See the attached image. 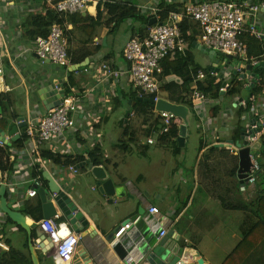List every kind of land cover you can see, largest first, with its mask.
Wrapping results in <instances>:
<instances>
[{
  "label": "crops",
  "instance_id": "0c3cea01",
  "mask_svg": "<svg viewBox=\"0 0 264 264\" xmlns=\"http://www.w3.org/2000/svg\"><path fill=\"white\" fill-rule=\"evenodd\" d=\"M153 1H158L161 8H164L163 10L170 6L181 10L186 4L195 0H110L104 6L100 5L96 9L80 13L84 17L90 15L96 20L100 9L102 26L97 27L92 36H89L83 29L85 23L75 26L71 21L67 22L64 27L71 39L70 57L73 68L89 70L80 76L74 75V72L71 71L72 68L66 71V69L51 63L43 64L33 51L35 41L32 37L34 34L27 21L32 16L45 14L47 8L51 7L45 0H21L15 5L0 4V120L5 121L0 131L5 133L4 138L7 143H11V145L6 144L10 148L7 150L9 152L8 159L13 168L9 175L12 177L11 181L16 183L11 191L15 195L12 194L11 198L9 195V203L13 209L23 213V210L27 209L26 202L35 206L41 200L39 196L28 197V191L34 189L36 177L33 174L34 168L29 164L28 157L23 151L25 141L22 147L17 146V140L20 139L17 133L24 127V121L43 117L49 112L39 95L44 88L52 84L63 85V83L66 87L67 82L71 84L73 81L74 83L71 85L77 89L78 93L86 94L87 90H90L89 95H82L81 108L84 110L85 118L78 128L69 131L65 138L55 139L41 149V154L49 152L57 155L62 157V162L58 164L43 158V165L39 168L41 172L49 171L61 185L69 180L71 182L68 187L71 189L74 186L72 199L89 222V226L80 232L83 238L78 249L86 251V257L91 259L92 264H124L116 251L111 248V244L107 242V238L118 227L131 221L142 206L147 211L150 206L160 209L161 214L156 216L159 224L167 230L168 234L175 231L179 239L178 245L184 249L185 254L192 257V260L187 261L186 264H197L199 259H203L204 264H224L232 255H234V264H264V232L255 235L243 249L237 250L238 253H235L239 245L260 222L259 212L253 205L248 204L257 197L259 187H257L258 183L255 186H249L246 182L244 185L241 183L238 178L240 167L238 154H232L225 148L226 143L232 144L233 141H239L242 128L254 113L264 119V78L260 79V86L256 85L254 88H251L249 79L243 83L235 81L233 74H228L231 81H227L226 76H222V71L218 73L216 70H210L213 64L208 56L206 67L196 63L194 54L189 47L187 52H190L194 58L191 68L200 67V72L206 74V79L200 80L199 83L204 84L207 80L215 81L218 77L212 76L211 73L214 72L232 86L235 82L242 83L243 86L234 96L227 95L228 92H220L217 97L206 94L207 100L196 107V114L189 99L195 87L197 86L199 89V83H195L196 77H193L188 93H185L182 89L185 82L183 78L176 75L165 76L161 83L165 89L162 88V93L164 92L169 99H163L170 100L171 97L180 95L185 98L189 97L187 100L190 101L194 118H197L199 122L201 133L198 157L192 166L174 168L170 178H164L162 176L166 174L164 166L153 167L155 165V162L152 165L153 161L151 162L153 168H150L153 170V174H150L148 170L144 174L138 173L137 175L132 172V162L130 163L127 159V154L133 153L134 146L137 149L139 147L135 144L132 148L125 149L122 144L123 137L128 138L125 136L126 127H129L131 132H137V136H139L138 130L133 125L137 114L134 117L130 116L135 113L130 106L132 103L130 96L134 92L136 93V90L127 73L129 65L123 57V50L126 43L132 37H140L138 32L141 28L146 30L147 26H144L140 21L132 20L125 22L118 29H114L115 24L107 26L111 19L107 5L118 2L134 6L138 10L141 5ZM193 25L196 24L193 23ZM258 29L264 30V15L258 18ZM189 33L191 34L192 31ZM244 39L250 57L260 58L264 55L261 54L264 50L263 40H257L250 35H246ZM97 42L104 48L97 51ZM197 43L201 44L199 40ZM192 49L196 48L192 46ZM256 51L258 54L255 53ZM85 52H92V54L82 58ZM102 63L113 64L123 74L117 80L101 81L100 66ZM171 83L181 87L178 94H172ZM215 85H217L216 82ZM3 86L4 91H2ZM241 89L247 91L250 97L244 98ZM242 99L245 100V103L242 102ZM124 102L129 106V112L117 120L114 125L115 130L120 129V138L108 146L107 142L110 137L107 138L106 133L108 132L105 128ZM81 117L80 119H82ZM143 129L145 133L148 126L144 125ZM142 137L145 142L141 140ZM139 138L141 143L137 144L143 150L141 154L145 156L146 152L157 144V140L154 145H148L149 137L144 135ZM178 138L179 136H171V140L167 142L159 141L162 144L170 143L173 147L169 149L171 151L167 152L166 156L170 152L175 156L182 153L187 145V140L185 147L182 148ZM260 141L263 145L260 150L262 158L264 135ZM175 143H178L182 149L178 154L174 152ZM97 146H101L104 150L106 165L103 167L108 178L113 180L117 187L127 186L129 196L132 198L129 197L124 202H118L115 196H102L101 193L95 195L96 189L99 191L98 181L93 175H90L92 172L88 165L82 166L90 160L85 158L86 160L78 162L77 159L87 157L88 153ZM3 148L5 146H0V150ZM107 148L113 151L107 150ZM11 155H14L17 160L10 159ZM0 158L6 161L7 155L0 151ZM166 160L171 162L170 158ZM72 165L74 167L81 165V167L75 173L70 170ZM156 168L160 171H156ZM262 172L264 173L263 167ZM6 175L5 173L1 174L0 181ZM43 183L44 187L48 188V182L43 181ZM92 183L95 187L92 188L91 194L88 185ZM58 214L61 218L60 222L68 223L61 211H58ZM25 216L31 229L36 227V230L33 231L38 233L37 221L31 216ZM5 219L6 217L1 219L2 224H6L7 219ZM1 229L0 239L6 245L8 243L9 251L13 249L19 253L21 259L33 260L28 234L25 231H22L25 236L20 238L18 248H15L12 239L2 234ZM149 232H152L149 225L145 226L144 231L133 227L129 236L119 244L118 251L124 254L128 245H134L139 237L145 233L148 235ZM38 245L36 244V255L39 263L42 264L38 253L45 254V252L38 249ZM9 251L2 253L0 259H3ZM45 260L53 261L46 254ZM81 261L80 256H77L74 264H81Z\"/></svg>",
  "mask_w": 264,
  "mask_h": 264
},
{
  "label": "built area",
  "instance_id": "2783aa9c",
  "mask_svg": "<svg viewBox=\"0 0 264 264\" xmlns=\"http://www.w3.org/2000/svg\"><path fill=\"white\" fill-rule=\"evenodd\" d=\"M21 0H0L1 3L8 5H15ZM110 0H45L53 10L57 13L73 16L75 14L84 13L96 9L100 5L104 6ZM163 9L158 1H153L148 4L138 7V12L151 19H157V23L151 27L147 26V32L144 38L134 37L130 39L123 50V57L128 63V74L131 77L133 86L136 90L138 100L152 99L154 101V113L156 118L162 121V134L168 136H179L181 120L176 118L173 114L156 111V104L163 99L161 77L163 75L162 63L169 57L178 53H186L189 48V43L182 31V24L190 21L198 26V40L201 44L211 51H215L223 56H233L237 58L240 63H245L253 67L260 66L264 62V55L260 58H252L249 56V49L244 42L246 35L253 36L257 40L264 41V30L258 29V18L264 15V0H238V1H210V0H195L184 6L179 11H172L168 14L166 21L161 22ZM1 29V18H0ZM99 42L96 46H99ZM70 44L67 37L66 29L59 24H54L51 27L50 34L47 38L38 37L35 40L33 48L37 57L45 63H51L69 71L73 68V63L69 55ZM239 75H242V66L236 67ZM102 71L103 82H109L114 79L117 80L123 74L117 70L113 64L102 63L100 66ZM88 69H75L74 75L80 76L83 72L87 73ZM252 73L248 74V79L252 82L256 77ZM212 76L218 77L215 82L220 85V92L227 93L232 85L226 82L218 73H211ZM224 74H222L223 76ZM206 74L200 72L195 79L198 84L200 80H205ZM235 81L241 78L234 77ZM209 81V80H208ZM211 84V82H209ZM64 85L65 96L61 105L49 112L43 117H35L31 121H24V127L17 133L20 138H25L23 146L24 154L28 157L29 164L37 172H41L39 168L43 165V158H41V149L53 140L58 138H65L69 131L77 129L79 124L85 118L84 110L81 108L82 95L77 92V89L68 82ZM261 81L258 80L257 86H260ZM58 88V85H57ZM60 90V88H58ZM87 90L86 94L89 95ZM252 99V98H251ZM190 100L193 104V109L197 114L195 104L198 101L204 102L207 100V95L201 92L196 86ZM245 103V100L242 101ZM82 116V117H81ZM135 116V113L130 115ZM259 121L253 129L262 128L261 133L257 134L255 138H251V146L256 142H261L260 137L264 133V119L258 114ZM80 117L82 119H80ZM156 138L151 136L147 140L148 145H154ZM0 146L4 147L6 144L0 141ZM227 151L232 154H238L239 149L236 144H225ZM261 152L250 155L251 169L247 174L245 182L249 186H255L258 181V175L262 172L260 163ZM10 159L15 160L14 155ZM17 160V159H16ZM71 171L77 172L76 166L70 167ZM8 176V187L14 188L16 183L12 182L9 174L0 181V186ZM43 179L40 175L36 177L35 185L44 187ZM29 198L38 197L36 189L28 191ZM150 216L156 217L161 214L158 207L150 206L147 211ZM4 214L0 211V228L1 219ZM60 215L57 214L52 219H42L37 222L38 233L46 239V247L52 245L51 249L46 250L38 245L41 251L46 250L45 254L52 259L55 264H74L79 245L82 241V235L72 228L69 223L60 222ZM135 224L131 221L118 227L117 233L114 235L112 242L119 244L125 237L129 236L131 229ZM168 235V232L163 228V232L158 237L157 241H161ZM144 240V238H142ZM142 241V240H141ZM140 241V242H141ZM139 244V243H138ZM137 242L131 250L126 249L124 262L128 264H145V262H136L132 257V253L138 247ZM0 245L9 251V247L0 239ZM188 264V263H187Z\"/></svg>",
  "mask_w": 264,
  "mask_h": 264
},
{
  "label": "water",
  "instance_id": "95a60500",
  "mask_svg": "<svg viewBox=\"0 0 264 264\" xmlns=\"http://www.w3.org/2000/svg\"><path fill=\"white\" fill-rule=\"evenodd\" d=\"M156 23L157 19H151L148 26L151 27ZM193 47L208 56L211 63L213 64V67H211L210 70H216V72L219 73L222 70L227 71L231 68L232 74L235 77L239 76L241 78L240 82L242 83L248 80L249 73L254 72L253 74L256 78L251 82V88L256 87L258 80L261 79V77L257 75V73L260 71H264V62H262L261 65L257 67L239 62L238 65L232 67V61H234L235 59L233 56H223L215 51H211L200 43H194ZM241 66L243 74L239 75L235 68H239ZM75 69H78V67L72 68L71 71H74ZM58 88H60V90ZM58 88L57 85L52 84L44 88L39 93L44 104L47 106L46 109L48 111L59 107L63 102V98L66 92L64 90V85H59ZM2 91H4V86L2 87ZM147 100L148 99H145V101ZM149 101L151 104H155L152 99H149ZM200 103L201 101H198L195 104ZM156 111L173 114L176 118H179L181 120L182 124L180 127L178 141L180 147L184 148L188 136L189 127L191 126L194 119V112L191 107L184 104L175 103L170 100L161 99L156 104ZM258 121V116L252 115V118H248L245 127L242 128L239 141L232 142V144H236L237 148L239 149L238 157L240 160V167L238 171V178L243 185L245 184V179L247 177V174L250 173V169L252 166L250 155L256 154V152L261 150L263 146L262 141L256 142L253 146H251L250 139L255 138L257 134L261 133L262 131V128H259L257 130L253 129ZM4 135L5 133L3 131H0V141H3L5 144L11 145V143H7ZM263 135L264 133L260 137L261 140ZM86 165L89 166L92 175L98 181L99 191L102 195L115 196L118 202H124L129 197L132 198L131 196H129L127 186L117 187L113 180L108 178V174L103 166H93L90 161H87L82 166ZM80 167L81 165H77L76 170L78 171ZM43 177L48 182V188L34 185V189L37 190L38 196L42 201L44 219H52L58 214V211H61L67 222L72 226L74 230H76L78 233L83 232L84 229L89 226V222L72 199V188L74 186H72L71 189L68 187L71 181L68 180L67 183L61 185L47 170L43 172ZM7 181L8 176L0 186V211L4 214V217H6L7 222L8 220H10V224L16 225L18 228H20L21 231H25L28 234L29 248L32 253L34 263L40 264L39 259L36 255V244H40L41 247L46 248V250L51 249L52 245L50 244L46 247L45 237L40 236L39 233L34 232L31 229V227L27 223V217L21 211L12 208L9 203V195L11 198L13 193L11 192L12 188L8 187ZM157 218L158 217L150 216V214L147 212V209L143 206L140 207L139 213L132 218L131 222L135 224V227L139 231H144L146 225H149L152 230V232H149L148 235L145 233V235H142L136 241L137 244H139L137 249L132 253V257L134 258V260L136 262L144 261L147 264H186L187 261L190 262L192 260V257L185 254L184 249H182L178 245L177 242L179 241V239L175 231H171L161 241H157L158 237L163 232V227L159 224ZM117 231L118 229H116L107 238V242L111 244V248L116 251L120 260L124 264H128L127 262H124L125 253L121 254L120 251H118L119 243L117 241L112 242ZM142 238H144V240ZM133 247L134 246L132 245H128L129 250H131ZM46 250L43 249L44 252ZM4 252H6V248L0 245V256ZM77 254V256H80V258L82 259L81 264H92L91 259L89 257H86V251L84 249H78ZM197 264H204V260L199 259L197 261Z\"/></svg>",
  "mask_w": 264,
  "mask_h": 264
},
{
  "label": "trees",
  "instance_id": "16d2710c",
  "mask_svg": "<svg viewBox=\"0 0 264 264\" xmlns=\"http://www.w3.org/2000/svg\"><path fill=\"white\" fill-rule=\"evenodd\" d=\"M109 9V15L111 16V19L108 21L107 26H111V24H115L116 26L114 29H118L122 24L125 22L132 20V21H140L144 26H148L149 22L151 21V18H148L144 15L139 14L138 10L134 6H130L127 4H121V3H114L113 5H107ZM164 9V8H163ZM172 11H179L176 7H168L166 8L163 13H162V19L161 22L166 21L167 16L170 12ZM101 19H102V13L100 12V9L98 10V16L97 19H93L90 15H87L84 17L82 14H75L73 16H66L57 13L55 10L50 8H47L45 14H40L37 16H32L29 18L27 23L29 24V27L31 26L33 30V37L34 41L38 37L42 38H47L50 34L51 27L54 24H59L60 26L64 27L68 21H71L75 26H80V24H84V28L89 36H92L94 31L96 30L97 27L102 26L101 24ZM82 26V25H81ZM65 28V27H64ZM182 31L185 35L186 40L189 43V47L192 49V46L194 43L198 42V26L193 25L192 22L186 21L182 24ZM192 31L190 34L189 32ZM147 29L141 28L140 31L138 32L140 38H144L146 35ZM68 35V34H67ZM69 38V44L71 42V39L68 35ZM134 38V37H132ZM256 39V38H255ZM245 40V39H244ZM104 46L101 44L97 46V51L103 49ZM187 52V51H186ZM258 54V52H255ZM92 54L89 52H85L82 56V58L89 57ZM261 54H264V50L261 52ZM259 54V55H261ZM69 55L71 56V50H69ZM259 55H256L259 57ZM252 56V53H251ZM194 61V58L192 54L189 52L187 53H178L172 57L167 58L163 63V76L161 77V83L162 80L165 76H170V75H176L180 78H183L184 85L182 87L183 91L185 93H188L187 91L189 90V84L193 81V77H197L199 72L201 71L200 67H195L191 68V64ZM261 77V79L264 78V71H260L257 73ZM72 77V76H71ZM70 77V80L72 79ZM211 82V84L209 83ZM72 83H74L72 81ZM71 83V84H72ZM171 89H172V94H178L180 86H177L174 83L170 84ZM199 90L205 94L211 95L212 97H217L220 95V85H215L214 80H207L206 83L202 84L199 83ZM242 83L235 82L233 83L232 88L228 91L229 96H234L237 93H239L240 87H242ZM163 90L164 87H162ZM130 99L132 101L131 107L132 110L137 114L138 118L142 117L143 118V124L148 126L147 131H145L144 135L146 137L154 136L156 140L160 142H167L171 140V136L162 134V121L159 118H156L155 113H154V105L150 103L149 99L147 101L144 100H137V93H133L130 96ZM187 98L182 97L181 95L176 97H171L170 101L179 103V104H184L190 107V101L187 100ZM1 103V101H0ZM5 124L4 120H0V128L3 127ZM125 136L129 138V142L131 143V146L128 147V142L122 144V146L125 149H130L132 148V145L135 143V140L137 138V132H131L129 127H126L125 131ZM175 136H178L177 134ZM25 138H20L17 140V146L22 147L24 144ZM175 153L178 154L181 152V148L179 147L178 143H175ZM10 149L9 147L5 146L1 152L3 154L7 155L6 161H3L2 158H0V175L1 174H10L11 171L13 170L12 165L10 164V160L8 159L9 152L7 151ZM262 156H264V153H262ZM41 157L44 159L52 160L55 163L60 164L62 161V157H59L57 155H53L49 152H42ZM85 158H88L90 160V163L93 166H105V154L104 150L102 149L101 146L95 147L93 150H91L87 157H81L78 158V162H82L86 160ZM68 164L70 162L68 161ZM33 174L35 177L40 175L43 179V181L46 183L47 181L43 177V172H37L36 170L33 171ZM1 178V176H0ZM259 187L258 189V194L255 200L251 201V203H248L250 205H253L256 211L259 212L260 216V222L252 229L250 234L247 236L245 241L239 245V247L236 249V251L243 249L247 243H249L250 239H252L255 235L258 233H263L264 232V175H262V172L258 175V181H257ZM27 209L23 210V214L27 216H31L35 221L39 222L42 219H44V212H43V204L41 200L38 202L37 205H31L30 203L26 202ZM238 208V207H237ZM248 208V207H247ZM246 209V208H245ZM10 223L11 221L8 220ZM8 245V243H7ZM235 253H238V251ZM238 255V254H237ZM19 253L13 249H10L9 253L4 255L3 259H0V264H35L32 259L27 260V259H21L19 257ZM234 255L230 256L224 264H234L233 260ZM236 257V256H235Z\"/></svg>",
  "mask_w": 264,
  "mask_h": 264
},
{
  "label": "rangeland",
  "instance_id": "374dc122",
  "mask_svg": "<svg viewBox=\"0 0 264 264\" xmlns=\"http://www.w3.org/2000/svg\"><path fill=\"white\" fill-rule=\"evenodd\" d=\"M191 52L194 54V58H195L196 63L206 67L205 63H206L207 55L203 54L201 51H199L197 49H191ZM238 64H239V60L237 58H235L234 61H232L231 65H232V67H235ZM222 72H223L224 76H226V80L231 81V79H229L230 76H228V74L232 75L231 68H230V70H227V71L222 70ZM241 93H242V96L246 99L248 97H250L249 93L245 90L241 89ZM162 97L168 98L164 92L162 93ZM128 112H129V106L125 102L122 103V105L118 109L116 115H114V117L111 119L110 124L105 128L107 130L106 132H108V133H106L107 138L110 137V138H108V142H107L108 146H111L113 144V141L117 142L119 140L120 129L115 130L114 125L116 124L117 120L121 119L122 116L127 115ZM133 125H135L134 128L138 130V135H139V136H137L135 143L132 145V147H133L136 144V145H138L137 147H139V148L137 149V148H135L136 146H134L133 153L127 154V159L130 161V163L132 162L131 166L133 167V171H132L133 174H135V175H137L138 173L144 174V173H146L147 170L150 174H153V170L150 168H153V167H156L159 165H163L165 168L164 172L166 174H164L162 176H164V178H170V174L173 172V169L176 168L177 166H192L195 163V160L199 154V146H200V141H201V133L199 131V122H198L197 118L193 119L192 124L188 130L189 135H188V139H187V145L183 149L182 153L178 156H175L172 152H170L168 154V156H166L167 152L171 151L169 149H172L173 147L170 143L162 144L158 140H157V144L152 146L146 152L145 156L142 155L141 152L143 150L139 146V144L141 143L139 137L144 136L143 118L142 117L138 118V116H137L133 121ZM141 140L144 141V138L142 137ZM123 142L124 143L128 142V144H130V145H128V147L131 146V143L129 142L128 138L123 137ZM137 143H139V144H137ZM108 149L110 151H113L110 148H107V150ZM167 158H170L171 162L167 161L166 160ZM184 159H185V161H184ZM151 162H152V165L155 162V165L153 167L151 165ZM162 162H163V164H162ZM260 163H261V165L263 167V171H264V156H262V158L260 159ZM147 167H148V169H147ZM155 170L160 171V169H158V168H156ZM90 175H92V174H90ZM262 175H264L263 172H262ZM88 186H89L88 190L92 194V188H94L95 185L92 183L91 185H88ZM84 187H85V185H84ZM95 193H96L95 195H100V191H98L97 189H96ZM10 225L11 224L9 222L6 224L5 223L1 224V228H2L1 233L10 237L14 243V247L18 248L17 246H19V240L23 235L25 236V234L20 229H18L16 225H14V226H10ZM33 230H36V227ZM38 254L42 260V264H55L51 260L46 261L44 253L39 252Z\"/></svg>",
  "mask_w": 264,
  "mask_h": 264
}]
</instances>
